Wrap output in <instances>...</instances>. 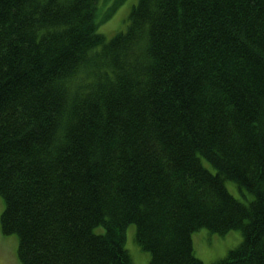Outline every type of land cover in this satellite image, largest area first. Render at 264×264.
Listing matches in <instances>:
<instances>
[{
	"label": "trees",
	"instance_id": "obj_1",
	"mask_svg": "<svg viewBox=\"0 0 264 264\" xmlns=\"http://www.w3.org/2000/svg\"><path fill=\"white\" fill-rule=\"evenodd\" d=\"M100 1L0 0L1 227L22 263L133 264L135 223L150 264H264V0H139L110 39L120 1ZM203 227L243 240L206 263Z\"/></svg>",
	"mask_w": 264,
	"mask_h": 264
},
{
	"label": "rangeland",
	"instance_id": "obj_2",
	"mask_svg": "<svg viewBox=\"0 0 264 264\" xmlns=\"http://www.w3.org/2000/svg\"><path fill=\"white\" fill-rule=\"evenodd\" d=\"M115 1H120L112 16L104 20L98 31L103 33L106 39H110L115 33L125 30L129 23V15L135 4L139 0H101L102 9H106ZM110 10V9H109ZM204 164L214 170L211 163L204 159ZM229 190L241 200L248 202L252 199V194L242 190L233 180L226 181ZM247 195V197L244 196ZM4 210V199L0 195V264H23L18 255L19 239L14 233L5 234L1 227V215ZM104 227L96 228L97 232H103ZM136 224L127 226L125 246L129 250L133 264H150L151 253L144 250L136 240ZM243 240L240 229H231L221 234L203 227L193 233V243L195 254L206 263L215 262L228 255L229 251L237 247Z\"/></svg>",
	"mask_w": 264,
	"mask_h": 264
}]
</instances>
